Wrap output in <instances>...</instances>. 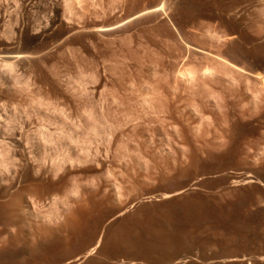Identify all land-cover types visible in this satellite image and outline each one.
Instances as JSON below:
<instances>
[{"label": "rangeland", "instance_id": "obj_1", "mask_svg": "<svg viewBox=\"0 0 264 264\" xmlns=\"http://www.w3.org/2000/svg\"><path fill=\"white\" fill-rule=\"evenodd\" d=\"M0 264H264V0H0Z\"/></svg>", "mask_w": 264, "mask_h": 264}, {"label": "bare ground", "instance_id": "obj_2", "mask_svg": "<svg viewBox=\"0 0 264 264\" xmlns=\"http://www.w3.org/2000/svg\"><path fill=\"white\" fill-rule=\"evenodd\" d=\"M5 68V67H4ZM6 69V68H5ZM8 71V70H7ZM102 237H103V233L100 234L95 246L93 248H91L85 255V257H89L91 255H93L96 251V249L100 246L101 242H102Z\"/></svg>", "mask_w": 264, "mask_h": 264}]
</instances>
